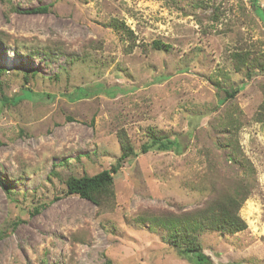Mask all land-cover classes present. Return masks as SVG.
I'll return each instance as SVG.
<instances>
[{
	"label": "rangeland",
	"instance_id": "1",
	"mask_svg": "<svg viewBox=\"0 0 264 264\" xmlns=\"http://www.w3.org/2000/svg\"><path fill=\"white\" fill-rule=\"evenodd\" d=\"M240 52L264 53V0H0V264H191L141 218L235 190L246 229L202 233L204 251L264 264V72H237ZM150 129L182 152L142 154ZM122 130L138 154L114 175L115 204L67 195L69 176L116 163Z\"/></svg>",
	"mask_w": 264,
	"mask_h": 264
},
{
	"label": "trees",
	"instance_id": "2",
	"mask_svg": "<svg viewBox=\"0 0 264 264\" xmlns=\"http://www.w3.org/2000/svg\"><path fill=\"white\" fill-rule=\"evenodd\" d=\"M218 10L216 9V11ZM48 11L49 8L45 6L29 10L27 13L45 14ZM111 26L124 41L130 43V49H133L135 36L125 22L114 18ZM152 47L155 50L170 49L169 45L163 44L161 41L153 42ZM232 61L235 70L242 73L247 79H251L257 72H264V53L260 55L248 52L235 53ZM6 73L7 70L0 68L1 89L4 85L3 76ZM35 76H37V72L33 71L30 74H25L23 79L27 84L29 77ZM216 85L218 89H221V83L217 82ZM26 91L32 93L31 89H23L21 94L16 96V103L25 99L23 94ZM239 91V89L223 90L225 97L220 100V105L233 99ZM262 107H264V104ZM147 138L148 140L140 147L142 154L153 150L158 152H182V145L178 138H170L165 134H158L153 129H150ZM118 141L121 155L116 163L110 169L93 176H69L65 181L67 195L80 197L100 209H109L115 204L114 175L119 172L126 161L136 157L138 154L126 131L122 130L119 132ZM239 192V190H235L222 198L215 196L216 198L209 201L203 208L185 212L180 216L149 217L148 219L141 218V220H143V223H147L150 229L163 230L165 232L163 240L176 249L179 255L191 264H215L210 256L205 253L200 236L204 232L233 235L246 229V223L239 216V209L244 201ZM33 210L38 212L36 208ZM105 264H113V262L106 260Z\"/></svg>",
	"mask_w": 264,
	"mask_h": 264
}]
</instances>
